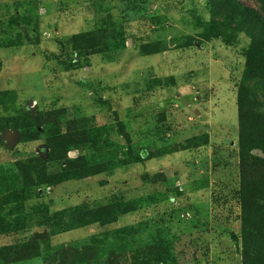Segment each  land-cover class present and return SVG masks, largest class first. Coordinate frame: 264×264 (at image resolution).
Listing matches in <instances>:
<instances>
[{"label": "rangeland", "instance_id": "1", "mask_svg": "<svg viewBox=\"0 0 264 264\" xmlns=\"http://www.w3.org/2000/svg\"><path fill=\"white\" fill-rule=\"evenodd\" d=\"M13 15L21 27L10 25ZM221 17L215 0H0V92L9 93L0 98V121L11 124L0 131V172L43 156L42 131L22 126L27 110L65 109L68 118L85 121L100 133L99 144L83 153L86 161L110 164L102 174L39 186L41 195L8 204L7 218L21 217L20 231L0 234V250L34 233L50 235L58 212L107 206L118 196L134 210L119 213L115 223L54 237L69 264L77 253L83 264H133L121 237L139 224L170 245L163 264H241L230 236L241 239L236 97L253 42ZM104 26L116 27L110 52L75 56L70 37ZM211 28L220 36L205 41L202 33ZM26 35L38 44L27 43ZM146 43L158 53L142 56ZM248 87L264 104L259 83ZM120 125L133 155L153 157L131 161ZM36 131L34 141L24 136ZM206 136L207 143L188 148ZM45 166L48 174L60 169ZM159 173L164 179L152 181ZM105 247L112 249L98 260ZM44 256L18 264L53 262Z\"/></svg>", "mask_w": 264, "mask_h": 264}, {"label": "trees", "instance_id": "2", "mask_svg": "<svg viewBox=\"0 0 264 264\" xmlns=\"http://www.w3.org/2000/svg\"><path fill=\"white\" fill-rule=\"evenodd\" d=\"M251 1L256 7H249L242 0H215V3H217L218 13L222 16L224 24L244 28L245 33L251 35L253 42L245 54L243 82L238 87L236 97L241 239L239 240L232 233L230 236L240 247L241 264H264V104H260L262 101L258 100L248 87L249 83H259L262 88L261 94L264 96V0ZM10 25L21 27L17 15L10 18ZM34 27V31H37V25ZM113 27L104 26L105 29L95 32L72 35L70 37L71 50L75 56L85 58L110 52L109 43L114 40ZM214 29H207L202 33L205 41L220 36L210 33ZM105 30L109 32L108 35H104ZM105 37L107 38L104 39ZM25 39L29 44L39 42L38 37L32 40L26 35ZM20 45L10 43L9 47ZM156 49L157 45L154 43H146L141 46L140 53L142 56L155 55L158 53ZM81 85L84 86L85 82H81ZM8 94V92H0V98L5 99L9 96ZM21 120L24 121L23 127H37L42 131L44 151L43 156L37 155L25 161L26 164H17L16 167L9 168L6 172H0V234H17L20 231L21 217L9 221L7 217L13 212L7 209L8 204L15 205L18 199L23 200L26 195L28 197L31 194L41 195L39 186H57L69 180L96 176L107 171L110 166L108 162L105 165L102 161H93V164L86 161L83 153L99 144L100 133L81 119L68 118L65 109L45 112L27 110ZM9 125L11 124L0 121V131L10 129ZM13 127L17 128L16 125L11 128ZM119 132L123 134L127 143V155L131 161L142 162L153 157L152 154H146L143 157L133 155L130 151L129 136L124 133L122 125L119 127ZM24 136L29 141H34L38 132L36 131V135L24 134ZM205 143H207V136L204 143H194L191 140L188 148H195ZM71 151L77 152L78 155L69 158L68 153ZM46 162L58 163L60 169L48 174ZM119 162L120 165H124L129 161ZM158 178L159 181L164 179L159 173L153 177L152 181L157 182ZM15 207L16 210H22V205ZM133 210L134 207L126 205L123 197L114 196L107 206L93 209L85 206L75 211L58 212L56 220L50 225V231L53 229L52 233L49 232L50 235L34 233L23 241L4 247L0 250V264H18L35 259L40 255L53 259V262L48 264H69L66 258L68 251L65 254V249L61 246L59 248H63V252H59L55 248L56 245L52 243L56 235L95 225L112 224L118 220L119 213L124 215ZM5 213L7 214L4 218ZM124 231L121 237L124 242L122 247L131 254L133 264H163L171 257L170 245L165 244L159 236L154 238L151 235L147 236L144 233L145 227L140 224L138 229L131 227ZM137 235L140 240L131 239L136 242L130 244L129 239ZM110 244L114 246V241ZM111 249L112 247L102 249L97 259L100 260L103 254ZM74 256L73 264H83L79 259V253Z\"/></svg>", "mask_w": 264, "mask_h": 264}, {"label": "water", "instance_id": "3", "mask_svg": "<svg viewBox=\"0 0 264 264\" xmlns=\"http://www.w3.org/2000/svg\"><path fill=\"white\" fill-rule=\"evenodd\" d=\"M73 155H75L73 152H72V153H70V156H73Z\"/></svg>", "mask_w": 264, "mask_h": 264}]
</instances>
